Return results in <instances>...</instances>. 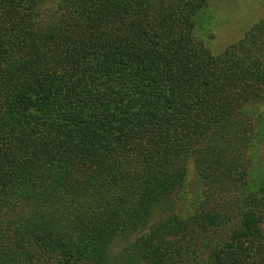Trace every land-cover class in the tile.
<instances>
[{
	"label": "trees",
	"instance_id": "obj_1",
	"mask_svg": "<svg viewBox=\"0 0 264 264\" xmlns=\"http://www.w3.org/2000/svg\"><path fill=\"white\" fill-rule=\"evenodd\" d=\"M210 1L0 0V264H264V16Z\"/></svg>",
	"mask_w": 264,
	"mask_h": 264
},
{
	"label": "rangeland",
	"instance_id": "obj_2",
	"mask_svg": "<svg viewBox=\"0 0 264 264\" xmlns=\"http://www.w3.org/2000/svg\"><path fill=\"white\" fill-rule=\"evenodd\" d=\"M263 16L264 0H212L201 16L204 28H201L199 36L207 38V46L213 53H218L239 39L251 24ZM257 164L261 168L264 161ZM261 171L257 169V172Z\"/></svg>",
	"mask_w": 264,
	"mask_h": 264
}]
</instances>
